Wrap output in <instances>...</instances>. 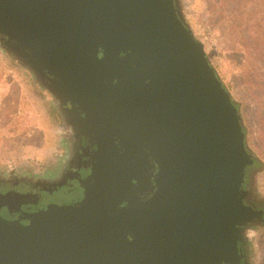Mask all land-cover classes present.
Returning a JSON list of instances; mask_svg holds the SVG:
<instances>
[{
    "label": "water",
    "instance_id": "obj_1",
    "mask_svg": "<svg viewBox=\"0 0 264 264\" xmlns=\"http://www.w3.org/2000/svg\"><path fill=\"white\" fill-rule=\"evenodd\" d=\"M179 0H0V45L91 147L82 199L0 217V264H243L254 161Z\"/></svg>",
    "mask_w": 264,
    "mask_h": 264
},
{
    "label": "rangeland",
    "instance_id": "obj_2",
    "mask_svg": "<svg viewBox=\"0 0 264 264\" xmlns=\"http://www.w3.org/2000/svg\"><path fill=\"white\" fill-rule=\"evenodd\" d=\"M180 5L185 22L195 38L203 43L210 63L239 107L249 151L264 164V66L257 58L254 66L249 67L244 53L246 49L251 53L255 51L251 37L257 31L260 19L257 11L264 8L263 0H180ZM238 7L255 11L238 16L233 12ZM0 57L14 63L25 75L26 70L1 45ZM254 69L256 76L252 74ZM2 73L3 69L0 70ZM29 83L34 87L31 81ZM5 86L0 85V173L15 166L14 162L38 157L40 149L37 148L44 143L43 130L35 128L36 111L30 98L26 100L16 85ZM42 93L44 108L55 115L57 105L51 94L46 89ZM54 128L56 135L62 132L58 124ZM253 189L264 197V166L254 177ZM247 240L251 244L250 264H264V228L250 230Z\"/></svg>",
    "mask_w": 264,
    "mask_h": 264
},
{
    "label": "flooded vegetation",
    "instance_id": "obj_3",
    "mask_svg": "<svg viewBox=\"0 0 264 264\" xmlns=\"http://www.w3.org/2000/svg\"><path fill=\"white\" fill-rule=\"evenodd\" d=\"M27 80V96L43 128L44 143L38 157L14 162L15 166L7 167L0 173V217L12 221L38 212L49 204L77 203L82 199L80 182L90 174L91 147L76 125L79 118L76 109L67 104L54 107L56 114H51L43 104L45 84L30 75ZM57 124L62 132L56 135L54 126L57 127ZM261 171L248 173L250 178L244 190L245 201L262 213L260 219L248 223V226L243 225L249 231L264 228V197L257 195L253 189L254 177ZM250 249V241L240 242L239 255L243 264H250Z\"/></svg>",
    "mask_w": 264,
    "mask_h": 264
},
{
    "label": "trees",
    "instance_id": "obj_4",
    "mask_svg": "<svg viewBox=\"0 0 264 264\" xmlns=\"http://www.w3.org/2000/svg\"><path fill=\"white\" fill-rule=\"evenodd\" d=\"M263 4H264V0H263ZM178 5L180 6V10H181V5H180V0L178 2ZM255 9H252L250 12H249V9H241V7H238V9H236L235 11H233L236 15L238 16H243V15H246L247 13L248 14H252L254 13ZM257 11V10H256ZM258 12V15H260V19L257 23V31L254 33V36L251 37L252 41H253V44H255L254 46H252V48L255 49V51H253L254 53H251V51L247 50L244 52L246 55H245V59L249 65V67H253L254 66V62L257 58H260L263 62V66H264V8L261 9L260 11H257ZM245 46L247 45V43H245ZM1 69V68H0ZM254 72L252 73L253 76H256L257 75V71L256 69L253 70ZM251 74V75H252ZM263 128H264V124H263ZM245 131V129H244ZM245 134H246V131H245ZM263 136H264V132H263ZM250 152V151H249ZM251 153V152H250ZM252 155V158H253V165L247 170L246 172V177H245V181H244V185H243V189L245 190V186L247 185L248 183V180L250 178V176L248 175L249 172L253 171V172H256V171H261L264 164L262 161H260L259 159H257L256 157H254V155L251 153ZM247 175L249 177H247ZM246 182V183H245ZM256 204H258L256 202ZM258 207L260 208V204L258 205ZM248 226V225H247Z\"/></svg>",
    "mask_w": 264,
    "mask_h": 264
},
{
    "label": "crops",
    "instance_id": "obj_5",
    "mask_svg": "<svg viewBox=\"0 0 264 264\" xmlns=\"http://www.w3.org/2000/svg\"><path fill=\"white\" fill-rule=\"evenodd\" d=\"M3 58L4 59L1 60V57H0V68L3 69V73L0 74V85H6V86H8V88L10 86H13V85L18 86V88L20 89V93L23 95V97L26 98V100H28L29 99V97L27 96V85H28L27 78L29 77L28 73L25 71V75H24L23 74L24 71H22L19 68H17V66H15L14 63H13L14 65H13L5 57H3ZM6 86H5V88H6ZM1 96L2 95L0 94V97ZM35 115H36V119L35 120L37 122V125H35V128H40L41 130H43L41 125H39V120H38L37 113ZM38 125H39V127H38ZM36 132H37V129H36ZM29 136L30 135L28 134V137ZM41 147H42V145H40L39 148H37V149L41 150ZM40 150H39V152H40Z\"/></svg>",
    "mask_w": 264,
    "mask_h": 264
}]
</instances>
